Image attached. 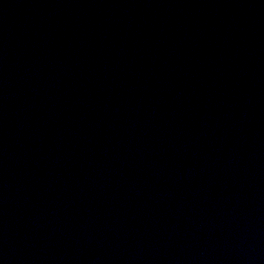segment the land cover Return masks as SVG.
Returning a JSON list of instances; mask_svg holds the SVG:
<instances>
[{"label":"water","instance_id":"1","mask_svg":"<svg viewBox=\"0 0 264 264\" xmlns=\"http://www.w3.org/2000/svg\"><path fill=\"white\" fill-rule=\"evenodd\" d=\"M0 264H264V0H0Z\"/></svg>","mask_w":264,"mask_h":264}]
</instances>
